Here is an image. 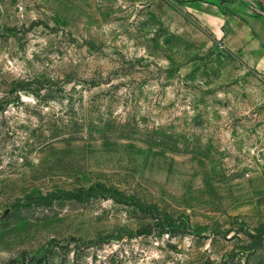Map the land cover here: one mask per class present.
I'll list each match as a JSON object with an SVG mask.
<instances>
[{
  "label": "rangeland",
  "instance_id": "374dc122",
  "mask_svg": "<svg viewBox=\"0 0 264 264\" xmlns=\"http://www.w3.org/2000/svg\"><path fill=\"white\" fill-rule=\"evenodd\" d=\"M210 1L264 13L0 0V264H264V72Z\"/></svg>",
  "mask_w": 264,
  "mask_h": 264
},
{
  "label": "crops",
  "instance_id": "0c3cea01",
  "mask_svg": "<svg viewBox=\"0 0 264 264\" xmlns=\"http://www.w3.org/2000/svg\"><path fill=\"white\" fill-rule=\"evenodd\" d=\"M198 12L229 50L264 72V13L252 15L246 9L223 11L217 1L202 3Z\"/></svg>",
  "mask_w": 264,
  "mask_h": 264
},
{
  "label": "trees",
  "instance_id": "16d2710c",
  "mask_svg": "<svg viewBox=\"0 0 264 264\" xmlns=\"http://www.w3.org/2000/svg\"><path fill=\"white\" fill-rule=\"evenodd\" d=\"M44 256H32L22 261L9 260L5 264H48V260Z\"/></svg>",
  "mask_w": 264,
  "mask_h": 264
}]
</instances>
